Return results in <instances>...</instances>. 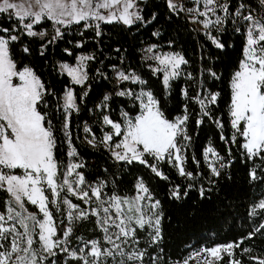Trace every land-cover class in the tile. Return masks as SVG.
<instances>
[{
  "label": "trees",
  "instance_id": "obj_1",
  "mask_svg": "<svg viewBox=\"0 0 264 264\" xmlns=\"http://www.w3.org/2000/svg\"><path fill=\"white\" fill-rule=\"evenodd\" d=\"M236 3L237 0H230L233 8ZM137 4L143 22L136 21L129 26L119 21H102L97 29L95 23L81 21L80 24L61 26L64 35L53 43L48 42L55 34L52 21L44 20L34 25L33 31L46 32V35L32 37L25 34L15 18L10 19L6 13L0 14V36L6 39L10 35L19 37L9 44V55L17 70L31 69L45 87L44 100L47 104L38 107L47 114L46 119L51 120L55 132L56 180L64 179L63 172L70 163H76L82 165L77 172L84 177V188L104 181L102 192L108 196L115 193L129 198L136 194L137 186L142 182L152 197L149 201L146 194L143 205L150 206L155 200L160 201L158 209L149 207L145 211L149 214L162 213V239L151 243L149 232L152 230L146 225L145 229L137 228L138 245L124 246L127 251L146 250L142 264H181L194 252L228 244L234 245L231 249L233 255L229 256L224 251L221 258L212 264H258L259 259H264V228H260L264 224V209L256 207L264 200V159H249L242 147L245 138L231 123V80L243 58L245 30L234 31L231 21L224 24L222 31L217 32L213 28L211 34L224 44V48L220 49L209 39L207 30L200 23L192 22L185 12L170 11L167 0H137ZM4 28H8L9 32H3ZM97 31L100 35H97ZM152 45L162 52L179 53L188 61L181 65L180 75L170 81L169 87L162 83V73H153V62L144 56L145 48ZM25 48L28 52L24 51ZM80 55L94 57L85 62L88 79L84 85L73 83L71 77L59 68L61 63L75 64ZM114 68L134 71L147 83L143 86L130 82L118 84ZM211 72H215L218 78L213 77ZM142 87L153 93L169 121L188 116L182 127L191 139L184 141L186 148L182 151L183 166L186 172L192 173L191 177L181 176L175 163L167 157L157 161L145 154L147 164L139 161L129 164L116 160L104 145L106 134L113 135L111 144L122 136L112 133L111 125L104 122V116L120 123L123 128L124 113L128 114V118H134L140 112L138 100L118 96L117 91L131 88L139 92ZM69 88L76 96L79 111L70 112L65 130L62 98ZM85 90L87 95H83ZM209 93L219 95L215 103L202 109L194 97L199 94L204 98ZM105 95L110 96L106 102ZM204 111H208L209 115L205 116ZM86 128L90 131H85ZM243 128L241 122L240 129ZM87 137L93 138L96 144H89ZM209 147L221 159L211 153L206 158L205 152ZM70 148L75 155H69ZM148 165H155L161 175L158 176ZM210 165L219 171L218 176L212 172ZM253 170L257 179L250 177ZM13 171L22 174L20 169ZM177 188L180 192L178 199L172 196ZM201 189H204L203 197ZM89 195H92L91 191ZM60 197H67L79 209L88 212L94 206L86 204L65 188L60 192ZM10 199V195L0 188V213H7ZM92 199L95 200V197ZM26 205L30 211L35 210L29 203ZM49 208L53 212L57 232L62 234L68 225L67 206L61 205L60 211H56V206L49 203ZM95 221L96 217L89 216L87 220L73 222V232L69 237L72 249L82 246L77 237H83L86 241L97 239L103 247H111L103 242V233ZM55 259L57 264H64L67 255L61 254ZM119 259L117 256L116 260ZM44 264L50 262L45 261ZM68 264L82 262L69 260ZM105 264L114 262L106 257ZM127 264L136 262L128 261Z\"/></svg>",
  "mask_w": 264,
  "mask_h": 264
},
{
  "label": "snow or ice",
  "instance_id": "obj_2",
  "mask_svg": "<svg viewBox=\"0 0 264 264\" xmlns=\"http://www.w3.org/2000/svg\"><path fill=\"white\" fill-rule=\"evenodd\" d=\"M192 3L193 7H185L180 0H167L170 11L185 12L189 14L192 22L200 23L217 48L223 49L224 44L217 36L211 34L213 28L217 32L222 31L224 24L231 21L234 31L240 32L241 28L245 30L243 58L231 80V116L233 117L231 123L233 128L240 131V135L245 138L246 142L242 147L246 150L249 159L254 157L264 159L262 155L264 153V0H237L234 8L230 0H192ZM133 9L135 11H132ZM5 13L10 19L15 18L22 25L25 34L32 37L46 35V32L33 31L34 25L44 20L52 21L55 34L48 41L49 43L64 35L57 26L80 24L81 21L89 20L106 23L119 20L129 26L136 21L143 22L137 0H0V14ZM200 17L204 19L200 20ZM95 27L99 29V23ZM2 31L9 32V29L4 28ZM97 35H100L99 31ZM18 39L17 35H10L7 39L0 36V188L11 197L7 213H0V264H44L45 261L57 264L55 258L61 254L67 255L64 264H68L69 260H78L82 264H105L106 257L112 258L114 264H127L128 261L142 264L147 251L138 249L127 251L124 246L138 245L137 228L145 229L146 225L152 230L149 232L151 243H157L162 239L160 231L162 213L149 214L145 211L149 207L158 209L160 201L155 200L150 206L147 204L142 206L140 201L145 197L139 194L131 198L115 193L108 196L107 193L102 192L104 181L96 186L87 185L83 189H74L73 184H85L83 175L77 172V179L72 182L67 176L72 170L82 167L81 164H71L68 170L63 172L65 178L57 182L58 162L54 153L56 147L54 128L51 120L46 119L47 114L38 107L47 104L44 100L46 90L31 69L18 71L10 58L9 44ZM24 51L28 52V49L25 48ZM145 53L146 59L155 62L153 73L163 74L162 83L165 87H169L170 81L180 75L181 65L188 63L179 53L154 52V46L145 49ZM91 59L94 57L81 56L77 66L62 64L61 68L67 72L73 83L84 85L88 79L85 62ZM113 70L116 72L118 84L130 82L143 86L147 83L134 71L115 68ZM210 74L218 78L215 72ZM13 77H18L22 83L14 85ZM189 78H191L190 74ZM184 94L187 96L186 91ZM83 95H87V90ZM116 95L134 97L141 104L140 115L128 118V114L124 113L126 132L123 134V139L110 145L116 160L126 161L129 164L133 161L147 164L145 154L157 161L167 157L170 161L178 162L181 176L191 177L192 173L186 172L182 166L184 161L182 150L186 148L184 141L191 139L182 128L188 116L178 117L176 122L169 121L165 118L159 107V101L153 93L145 91L143 87L139 92L128 88L117 91ZM218 95V93H209L201 98L198 94L194 99L202 109H206L208 105L215 103ZM109 99L110 96H104L105 102ZM72 110L79 111V107L73 90L69 88L64 96L63 128L65 130L68 127L67 117ZM203 114L207 116L209 112L204 111ZM103 119L115 130L114 135H122L120 123L112 121L108 116H104ZM241 122L244 124L243 130L240 129ZM85 131L90 129L86 128ZM112 140L113 135L108 134L104 136L103 142ZM94 142V139L88 141L90 144ZM117 149L122 151H116ZM209 153L221 159L211 147L206 149V158ZM69 155H75V152H70ZM148 166L158 176L161 175L155 165ZM210 167L215 175L220 174L215 167L211 165ZM16 169L22 170L23 175L15 174L13 170ZM250 177L258 178L255 170L250 173ZM65 185L67 191L84 200L86 204L94 205L90 212L79 209V206L71 203L67 197H60ZM137 187L138 192L147 194V200H152L149 189L142 182ZM200 194L201 197L204 196V189L200 190ZM172 196L177 199L180 197L178 188L172 192ZM92 197H95V200ZM25 200L38 208L42 218L38 219L36 213L28 212ZM49 203L56 206V211H60L61 205L67 206L68 225L62 234L57 232ZM256 207L264 209V200ZM252 214H255V208ZM89 216L96 217L95 223L103 233V242L111 245L110 248L103 247L100 240L86 241L83 237H77L82 243L81 247L78 249L70 247L69 237L73 232V222L87 220ZM260 228H264V224H261ZM222 247L229 256L233 255L231 251L233 244ZM221 250V247L204 249L209 256L216 259L221 258L219 256ZM117 256L121 259L116 260ZM183 264H188V260H184ZM206 264H212L211 260ZM258 264H264V259H259Z\"/></svg>",
  "mask_w": 264,
  "mask_h": 264
},
{
  "label": "rangeland",
  "instance_id": "obj_3",
  "mask_svg": "<svg viewBox=\"0 0 264 264\" xmlns=\"http://www.w3.org/2000/svg\"><path fill=\"white\" fill-rule=\"evenodd\" d=\"M132 11H135V9H133ZM203 18H204V17H203ZM116 21H119V20H116ZM89 22H90V23H95V24H97V23H100V22H102V21H99V22H98V21H94V20H89ZM119 22L123 23L122 21H119ZM123 24H124V23H123ZM57 27H61V26H57ZM152 46H153V45H152ZM152 46H148V47H146L145 49H147V48H149V47H152ZM154 52H158V53H161V54H162V53H172V52H162V51L159 50L156 46H154ZM81 56H86V55H80V56H78V58H77L75 64H73V65L68 64V65L73 66V67L77 66V64L79 63V58H80ZM144 56L146 57V53H145V51H144ZM152 62H153V65L155 66V62H154V61H152ZM62 64H67V63H61V64L59 65L60 70H61L62 72H64V73L67 74V72L61 68V65H62ZM154 66H153V67H154ZM23 70H24V69H22V70H20V71H23ZM162 75H163V74H162ZM14 81H15V83H14ZM12 82H13L14 85H19V84L22 83L21 81H19L18 77H13V81H12ZM67 90H68V89H67ZM67 90H66V91H67ZM65 94H66V92L64 93L63 98H62L63 106H64V96H65ZM138 102H139V105H140V112H139L138 115H140V114H141V104H140V101H138ZM138 115H137V116H138ZM176 121H177V119H176L175 121H173V122H176ZM242 123H243V122H242ZM243 126H244V124H243ZM121 129H122V132H123V133H122L121 139H120L119 141H117V142L122 141V139H123V134H125V132H126V119H125V122H124L123 128H121ZM112 130H113L112 133L114 134L115 130H114V129H112ZM106 135H108V134H106ZM89 140H93V138H91V137H90V138L87 137V138H86V141L88 142ZM94 141H95V140H94ZM245 142H246V140H245ZM115 143H116V142H115ZM89 144H90V143H89ZM95 144H96V141L94 142V144H91V145H95ZM113 144H114V143H113ZM104 145L109 149V151H110L111 154L113 155V151H112V149H111V147H110V145H112V144H111V141H109V142H107V143H104ZM116 151H122V150H121V149H117ZM70 152H73V149H72V148H70ZM113 156H114V155H113ZM114 158H115V156H114ZM172 161L175 163V165H176V167H177V169H178V162H176L175 160H172ZM71 164H76V163H70L69 166H70ZM69 166L67 167V170H68ZM182 166H183V162H182ZM183 167H184V166H183ZM76 173H77V169L72 170L71 173H70V175L67 176V179H68L70 182L74 181L75 179H77V177H76ZM18 175H23V172H22V174H18ZM64 178H65V177H64ZM72 186H73L74 189H76V188L83 189V188H84L83 185H76V184H73ZM64 188L67 190V185H65ZM68 192H69V191H68ZM70 193H71V192H70ZM138 194L141 195V196H144V197H145V195H146V194H144V193H142V192H138V189H137L136 194L133 195V196H131V197H135V196H137ZM75 196H76V195H75ZM131 197H129V198H131ZM26 203H28L27 200H25V206H26L28 212H32V211H30V209L27 207ZM140 203H141V205L143 206V200H141ZM29 204H30V203H29ZM30 205H31V204H30ZM32 206H34V208H35V210H34L32 213H36L38 219H39V218H42V213H39L38 208H37L35 205H32ZM146 218H147V217H146ZM18 227H19V226H18ZM20 230L23 231V229H20ZM38 230H39V229L37 228V231H38ZM222 246H225V245L216 246V247H221V249H222L221 252L219 253V256L224 252ZM197 253H199V255H197ZM187 260H188V264H195V263H197V262H199V263L207 262L208 260H211V262H214V261L216 260V258H213V257L209 256L208 253L205 252L204 249H202V250H200V251H197V252H194L193 254H191L190 257H189ZM181 264H183V263H181Z\"/></svg>",
  "mask_w": 264,
  "mask_h": 264
},
{
  "label": "built area",
  "instance_id": "obj_4",
  "mask_svg": "<svg viewBox=\"0 0 264 264\" xmlns=\"http://www.w3.org/2000/svg\"><path fill=\"white\" fill-rule=\"evenodd\" d=\"M188 2L190 3V5H188ZM180 3H183L185 7H193V3L192 0H180ZM187 14V13H185ZM189 15V14H188ZM192 20V19H191ZM183 128V127H182ZM184 129V128H183Z\"/></svg>",
  "mask_w": 264,
  "mask_h": 264
}]
</instances>
